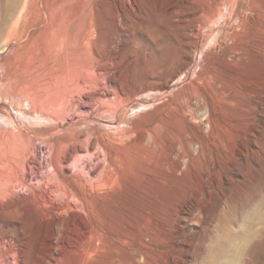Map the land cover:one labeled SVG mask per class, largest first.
Returning <instances> with one entry per match:
<instances>
[{
	"label": "bare ground",
	"instance_id": "obj_1",
	"mask_svg": "<svg viewBox=\"0 0 264 264\" xmlns=\"http://www.w3.org/2000/svg\"><path fill=\"white\" fill-rule=\"evenodd\" d=\"M104 1L0 0V32L14 25L8 37L27 43L0 75V97L26 96L39 116L0 111V202L48 224L40 264L65 252L75 264H186L191 221L217 200L204 264H227L235 232L222 202L264 108V0H174L190 59L176 84L150 82L151 91L119 83L116 52L96 47L93 8ZM110 1L123 17L126 0ZM12 133L25 144L8 160ZM20 250L0 263L23 264Z\"/></svg>",
	"mask_w": 264,
	"mask_h": 264
},
{
	"label": "rangeland",
	"instance_id": "obj_2",
	"mask_svg": "<svg viewBox=\"0 0 264 264\" xmlns=\"http://www.w3.org/2000/svg\"><path fill=\"white\" fill-rule=\"evenodd\" d=\"M173 1L135 0L134 3L133 0H126L123 17L120 15L122 7L119 1L117 4L110 0L104 1L93 8L99 33L96 47L103 53L116 52L119 61L115 70L116 78L123 86L139 90L155 81H170L174 85L179 72L187 67L190 48L185 42V18L173 15ZM13 29L14 25H10L0 32V75L6 72L7 65L14 58L22 56L27 50L24 38L8 37ZM203 54H197L198 73L204 67ZM6 83H9L6 88L11 94L13 85L10 80L3 82L5 85ZM149 89L153 90V84ZM190 89V83H182V90ZM3 105L9 108L12 106V112L28 122L39 118L30 110L26 96L16 100L11 99V95L1 96L0 111ZM203 115L204 111H198L196 118L199 119L200 116L203 119ZM258 119L252 151L240 163V173H236L234 180L225 188L227 197L222 202L227 210V217L232 219L231 226L233 225V233L235 232L234 247L227 264H264V108ZM104 129L115 130L107 124ZM10 135L7 146H11V151H8L6 157L11 160L13 155V158L19 159L20 150L25 143L15 133ZM216 201H204V213H199L196 220L191 221V233L184 238L191 245L179 251V256L183 257L186 264L205 263L204 258L208 255L207 248L213 236L210 233L215 223L213 217L218 205ZM4 204L5 202H0V253H11L12 248H20L23 264H40L45 261L49 252L48 224L29 207L7 209L3 207ZM196 221L198 223L194 224ZM65 243L62 245L65 246ZM72 255L69 252L63 253L58 264H75ZM158 256L163 258L165 254L159 253Z\"/></svg>",
	"mask_w": 264,
	"mask_h": 264
}]
</instances>
